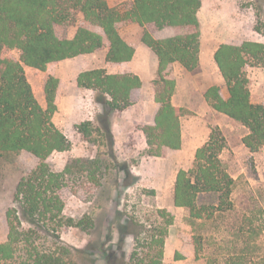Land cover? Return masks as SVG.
<instances>
[{
	"label": "trees",
	"instance_id": "1",
	"mask_svg": "<svg viewBox=\"0 0 264 264\" xmlns=\"http://www.w3.org/2000/svg\"><path fill=\"white\" fill-rule=\"evenodd\" d=\"M241 6L255 11L257 33H264V0H236ZM201 0H133L121 12L108 5L107 0H0V156L28 153L38 160L34 169L24 174L15 189L13 206L6 211L7 238L0 244V264H93L86 249L65 243L61 232L76 227L87 232L93 221L84 217L77 223L64 215V193L76 191L72 182L78 180L76 167L90 183L100 186L96 173L103 162L99 158H70L61 172L52 169L49 158L55 152H67L70 141L52 122L56 111L55 98L59 80L49 77L44 87L47 108L43 109L27 80L25 67L46 71L58 62L81 55L93 54L107 48L106 62L122 65L130 62L134 48L118 33L121 23L142 28L141 43L150 48L159 61L158 79L152 81L153 99L158 110L151 124L139 128L147 156L161 158L167 151L182 147L181 118L188 114L175 107L172 96L176 81L170 67L179 63L187 71L198 67L201 24L198 16ZM101 29L102 34L79 28L74 38H59L56 29L73 13ZM171 31L163 39L154 34ZM19 52L15 57L13 52ZM214 62L227 90L212 86L204 93L208 104L218 113L244 126L248 133L243 145L255 153L264 147V105L251 100L245 67L250 63L264 67V44L243 41L238 45L221 44L214 53ZM77 86L91 90L94 102L101 106L95 124H79L77 132L90 142L93 133H101L112 150L114 136L110 127L113 113L122 111L134 101L141 86L138 76L108 74L105 69H93L78 75ZM225 139L219 129H213L207 142L196 150L189 170L176 174L173 204L186 208L192 218L201 219L196 207L201 193H218L229 197L233 179L222 168L220 155ZM127 176L128 169L120 167ZM85 175V177H83ZM102 175V173H101ZM167 226L173 218L169 209L159 211ZM118 244L127 236L134 242L130 255L136 264H163L166 227L149 237L146 227L133 219L117 220ZM148 250L149 254H145ZM122 254V253H121ZM124 255L117 259L112 253L107 264H125Z\"/></svg>",
	"mask_w": 264,
	"mask_h": 264
},
{
	"label": "rangeland",
	"instance_id": "2",
	"mask_svg": "<svg viewBox=\"0 0 264 264\" xmlns=\"http://www.w3.org/2000/svg\"><path fill=\"white\" fill-rule=\"evenodd\" d=\"M128 8L127 2L117 7L121 12ZM198 16L201 24L200 41L207 46L238 45L243 41L264 44V33L259 34L254 30L257 24L255 11L251 7L241 6L236 0H201ZM79 28L101 33L86 22L79 12H75L56 29V34L59 38L70 39ZM117 28L129 41L141 42L142 28L138 25L121 23ZM171 34V31H165L160 32L159 36ZM106 53L107 48H104L93 54L67 59L46 71L25 67L27 80L43 109L47 108L44 87L48 78L59 80L56 111L51 119L70 141L71 148L67 152L51 155L49 162L52 169L61 172L70 158H99L103 162L101 170L96 173L100 186L81 178L83 174L80 171L77 173L76 167L78 180L70 185L76 193L67 191L63 196L65 217L74 219L76 223L88 217L94 227L87 232L76 227L66 228L61 232L62 240L72 247L86 249L90 253L88 258L94 260L93 264H107L109 253L117 259L123 254L125 264H136L130 260L134 249L133 240L127 236L123 245L118 244L117 231L118 219H133L147 229V235L141 236L140 240L158 234L156 230L159 227H166L163 264H264V147L251 153L243 145L242 138L248 133L244 126L223 116L211 119L217 126H210V130L219 129L225 139V149L220 159L222 168L233 179V185L229 197H222L218 193L199 194L196 207L202 216L196 219L190 216L188 209L174 206L173 194L177 172L192 168L196 150L203 146L202 140L192 144L190 138L185 137L180 150L167 151L161 158L149 157L144 136L139 130L146 123L136 125L137 131L114 139L112 150L116 160L113 161L101 133L95 132L90 142L85 141L76 128L83 122L75 124L66 120L64 111L58 110V104L67 105V97L71 99V96L81 92L85 93L84 101L80 99L79 104L88 105L93 114L101 110V106L94 102V93L89 90L88 96L85 89L77 86L76 79L80 73L88 70L112 71L113 65L106 62ZM13 55L19 57V52L15 51ZM244 71L249 81L252 102L264 105V67L250 63ZM170 72L178 86V102H181V95L188 92L193 83L204 88L214 83V76L217 79L220 77L219 73L205 76L199 68L177 76L172 70ZM60 78L65 81L61 88ZM217 84L226 91L221 79ZM152 94L151 81L134 99L138 102ZM198 99L197 94H193L190 104L196 105ZM75 102L69 104L77 105ZM199 108L198 105L195 111H189L182 120L183 126L192 122L195 129H191V132L200 131L195 124ZM95 120L96 115L91 122L95 124ZM110 127L112 130V119ZM119 135L122 137L121 132ZM37 163L35 157L24 152L0 156V244L7 238L6 211L13 206L16 186L20 178L34 169ZM121 166L128 169L127 176ZM163 209H169L172 215L170 226H167L166 219L159 216V211ZM145 254L151 255L148 250Z\"/></svg>",
	"mask_w": 264,
	"mask_h": 264
},
{
	"label": "crops",
	"instance_id": "3",
	"mask_svg": "<svg viewBox=\"0 0 264 264\" xmlns=\"http://www.w3.org/2000/svg\"><path fill=\"white\" fill-rule=\"evenodd\" d=\"M133 0H107V3L112 8H117L124 2H127L130 4ZM95 27V26H94ZM97 28V27H96ZM99 29V28H98ZM101 31V29H99ZM99 31V32H100ZM120 37L127 42L130 46L134 48V55L132 57V60L126 64L122 65H113L112 71L108 70V74H132L135 76H138L141 80L142 86L141 88L135 92L134 98H137V95L139 92H142L145 89V86L147 83H150L155 79V77H158V67H159V61L154 52L143 45L141 42L136 41H129L125 38L124 34L121 31H118ZM97 33V32H96ZM102 34V31L101 33ZM160 33L155 35V39H163L165 37L159 36ZM75 34L70 37V39L74 38ZM220 45L214 44L207 46L206 43H203V41H200V52H199V60H198V67L202 74L205 76H214L216 74H220L215 62H214V53L217 50V48ZM63 62V61H62ZM170 70L174 73L175 76L179 74H185L188 73V71L182 67L179 63H174L171 65ZM116 71V72H114ZM78 77V76H77ZM215 79V80H214ZM220 79L223 82V79L220 77L219 79L213 77L214 83L209 84L207 87L202 88L200 84L193 83L191 86H189L188 92H183L181 95L182 100L181 102H178V86L176 85L175 92L172 96L171 102L175 107H180L186 109L189 111H195V109L199 105L200 113H198L199 117L196 119V126L200 131L191 132V129L193 128L192 122H189L187 125L183 126V118H181V138L184 140V138H190L192 144H195L197 140H202L203 145L207 142L209 135L212 130H210V126H217L213 122H211V119H220L218 116H223L225 118H228L227 116L220 114L216 112L205 100L204 93L206 90L212 86H218L221 87V85L217 84V82H220ZM65 83L63 78H60V88ZM222 88V87H221ZM226 89V88H225ZM88 96L90 95L88 92L89 90H84ZM227 91V90H226ZM224 91L222 88V92L224 96L227 98L228 94ZM85 93L81 92L80 94H76L69 97H67L66 102L67 105L60 106L58 104V110L64 111V114H66V120H70L75 122V124H79L81 122L86 121H93L96 113L91 111L89 109L88 105H85L84 103L79 104L80 99L81 101H84V95ZM193 94H197L198 96V103L196 105L190 104V98ZM89 98V97H88ZM71 101H76L75 103L77 105H71L69 104ZM69 105V106H68ZM158 110V104L154 102L153 94L151 97L148 96V98H145L141 101H136L134 99L133 103L129 105L127 108H125L122 111H118L112 114V134H114V139L123 138L125 134H130L131 132L137 131L136 125H143V124H151L153 122V118ZM230 119V118H229ZM78 122V123H77ZM122 133V137L119 135V133ZM188 138V139H189ZM200 147V146H199ZM198 147V148H199ZM197 148V149H198Z\"/></svg>",
	"mask_w": 264,
	"mask_h": 264
}]
</instances>
